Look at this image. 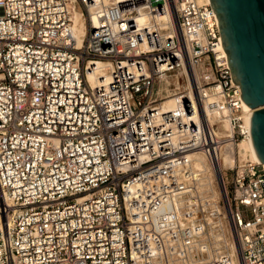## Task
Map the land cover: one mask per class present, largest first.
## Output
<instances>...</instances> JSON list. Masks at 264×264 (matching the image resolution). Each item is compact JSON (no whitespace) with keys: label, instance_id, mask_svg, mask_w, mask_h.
Instances as JSON below:
<instances>
[{"label":"built area","instance_id":"obj_1","mask_svg":"<svg viewBox=\"0 0 264 264\" xmlns=\"http://www.w3.org/2000/svg\"><path fill=\"white\" fill-rule=\"evenodd\" d=\"M243 104L209 2L0 0V264H264ZM222 149L235 256L189 182Z\"/></svg>","mask_w":264,"mask_h":264},{"label":"water","instance_id":"obj_2","mask_svg":"<svg viewBox=\"0 0 264 264\" xmlns=\"http://www.w3.org/2000/svg\"><path fill=\"white\" fill-rule=\"evenodd\" d=\"M233 81L250 115V138L264 164V0H209ZM264 191V175L259 176Z\"/></svg>","mask_w":264,"mask_h":264},{"label":"bare ground","instance_id":"obj_3","mask_svg":"<svg viewBox=\"0 0 264 264\" xmlns=\"http://www.w3.org/2000/svg\"><path fill=\"white\" fill-rule=\"evenodd\" d=\"M199 3L209 2V0H197ZM162 18V17H160ZM73 30L77 35L79 41L81 37L84 35L87 24L83 20L81 13L78 9H76L73 13ZM103 64L97 63V68L95 73H101L104 77L103 79H107V74L102 72ZM88 79L91 83L96 81L95 76L93 74L88 75ZM245 110L248 111L250 116L252 110L250 108H246V104L244 103ZM173 106V100L167 99L164 103V107L171 108ZM248 115L245 117V123L250 126V117ZM213 118H211L212 120ZM223 127L227 128V124L223 123ZM217 133V130L215 131ZM238 150L241 155L248 154L252 159L259 162L254 148L252 146L251 138L244 139L238 145ZM189 159V169H190V183L193 184L195 197L197 195H203L205 192L209 191L210 195L207 196L208 203L212 210L210 212L205 211L206 204H202V210L205 211L203 218L206 220L204 227L207 229V232L210 234L211 239L217 243V241L223 240V243L228 249V252L231 256H235V244L231 239V230L228 224L225 208L222 204H220V200L223 199V190L221 188V182L219 178V169L227 165L231 161V156L229 152L225 149L221 150L220 160L218 164L212 165L206 158V156L202 152H191L187 155ZM264 165V164H263ZM195 185V186H194ZM198 204V199L196 200ZM199 206V205H198ZM216 213V214H215ZM219 246V244H216Z\"/></svg>","mask_w":264,"mask_h":264},{"label":"rangeland","instance_id":"obj_4","mask_svg":"<svg viewBox=\"0 0 264 264\" xmlns=\"http://www.w3.org/2000/svg\"><path fill=\"white\" fill-rule=\"evenodd\" d=\"M194 186H195V185H194ZM195 194H196V193H195ZM209 195H210V192L207 191V192H205L203 195H197V196H196V199H198V205H199V207H200V210H201V208H202V204H206V209H205L206 213H207V212H210V211L212 210L211 206H210L209 204H207V203H208V201H207L208 197H207V196H209ZM220 204H222V200H220ZM222 205H223V204H222ZM215 214H216V213H215ZM212 242H213L214 246L218 243L219 246H217V248L219 247L220 250H223V249L225 248V245H224V243H223V240L217 241V243H215V242L212 240ZM215 248H216V246H215Z\"/></svg>","mask_w":264,"mask_h":264}]
</instances>
